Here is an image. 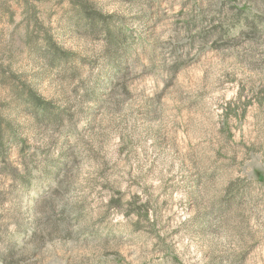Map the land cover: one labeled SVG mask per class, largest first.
<instances>
[{
  "label": "rangeland",
  "instance_id": "obj_1",
  "mask_svg": "<svg viewBox=\"0 0 264 264\" xmlns=\"http://www.w3.org/2000/svg\"><path fill=\"white\" fill-rule=\"evenodd\" d=\"M0 264H264V0H0Z\"/></svg>",
  "mask_w": 264,
  "mask_h": 264
}]
</instances>
